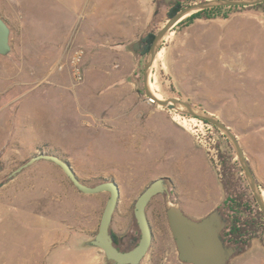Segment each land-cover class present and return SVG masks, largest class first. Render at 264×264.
Instances as JSON below:
<instances>
[{"label": "rangeland", "instance_id": "obj_1", "mask_svg": "<svg viewBox=\"0 0 264 264\" xmlns=\"http://www.w3.org/2000/svg\"><path fill=\"white\" fill-rule=\"evenodd\" d=\"M257 6L187 15L161 39L148 78L157 97L185 99L236 134L264 199V19L248 12L264 11V2ZM167 10L161 0H0L10 45L0 55V264H77L79 252L93 250L85 242L108 193L77 191L47 161L5 183L34 154L67 160L87 185L113 179L120 193L110 229L125 227L138 195L163 176L172 184L168 196L146 206L152 231L167 201L189 214L217 208L224 215L216 172L223 152L253 197L224 133L144 92L148 51L136 64L129 45L144 29L156 34ZM233 246L227 264H264V233Z\"/></svg>", "mask_w": 264, "mask_h": 264}, {"label": "water", "instance_id": "obj_2", "mask_svg": "<svg viewBox=\"0 0 264 264\" xmlns=\"http://www.w3.org/2000/svg\"><path fill=\"white\" fill-rule=\"evenodd\" d=\"M178 0H161L162 4L168 6ZM264 2V0H201L189 3L169 17L165 24L155 34L147 56L143 64V87L144 92L150 102L167 110H174L186 115L195 117L204 123L211 124L222 133H224L234 149L238 162L243 170L245 179L253 194V198L264 216V199L259 190L251 168L244 155L243 149L230 128L219 120L216 116L205 110L189 103L187 100L179 97H155V93L150 89L148 70L152 61L159 51L161 39L169 32L181 19L197 11L212 8L216 6H252ZM264 19V11H248ZM156 13L154 10L153 14ZM236 13H233L234 15ZM146 32L144 29L138 38L129 45L134 62L137 64L141 57L143 49V37ZM10 50L9 29L5 21L0 17V55H5ZM40 161H47L57 166L72 186L79 192L85 194H96L107 192L108 198L105 201L100 215L97 230L92 238L85 244L89 247L98 248L102 251L104 258L111 264H138L147 253L152 240V229L146 214L148 202L158 194L168 196L169 182L168 177H159L152 180L146 188L138 195L133 204L132 216L135 221L139 236L137 242L128 250H121L114 243L110 224L112 214L119 198V186L113 180H103L95 185H87L80 180L73 171L70 163L53 153H39L32 155L23 164L12 170L5 183L15 177L24 168ZM3 183H0L2 186ZM168 199V197H166ZM165 218L171 236L173 238L177 258L179 261L187 264H227L228 260L235 254L236 248L228 245L223 240L221 233L227 224V218L219 209H213L199 219L188 217L181 208L167 201L165 207Z\"/></svg>", "mask_w": 264, "mask_h": 264}, {"label": "trees", "instance_id": "obj_3", "mask_svg": "<svg viewBox=\"0 0 264 264\" xmlns=\"http://www.w3.org/2000/svg\"><path fill=\"white\" fill-rule=\"evenodd\" d=\"M187 1L191 0H178L174 4L168 5L167 18L183 7L181 3ZM201 11L191 16L198 15ZM154 36L155 33L151 31L144 35L142 39L144 45L141 54L149 50ZM217 162L218 181L224 192L222 207L225 210L224 216L227 218V224L221 236L228 245L246 246L251 240L259 238V235L264 233V216L254 198L249 195L242 185L237 184V179L235 178L236 169L235 165L231 163V157L227 156L225 152L219 153L217 154ZM112 237L115 245H117V238L113 233Z\"/></svg>", "mask_w": 264, "mask_h": 264}, {"label": "crops", "instance_id": "obj_4", "mask_svg": "<svg viewBox=\"0 0 264 264\" xmlns=\"http://www.w3.org/2000/svg\"><path fill=\"white\" fill-rule=\"evenodd\" d=\"M180 207V206H179ZM181 208V207H180ZM192 219L203 217L208 211L201 209L192 210L193 214L186 213ZM125 227L119 223H114L111 226V233L117 238V245L121 250H128L134 244L137 227L133 219H125ZM153 223L155 224L152 231V240L148 251V260L146 264H187L178 260L175 244L169 231L167 221L164 217L159 216L158 210L153 215ZM114 225V226H113ZM93 250H83L77 254L75 259L77 264H111L104 258L102 251L92 247Z\"/></svg>", "mask_w": 264, "mask_h": 264}, {"label": "flooded vegetation", "instance_id": "obj_5", "mask_svg": "<svg viewBox=\"0 0 264 264\" xmlns=\"http://www.w3.org/2000/svg\"><path fill=\"white\" fill-rule=\"evenodd\" d=\"M263 3V2H262ZM259 4H261V3H259ZM259 4H256L255 6H257V5H259ZM257 9H259V7L257 6ZM171 181L169 182V186L171 187Z\"/></svg>", "mask_w": 264, "mask_h": 264}, {"label": "built area", "instance_id": "obj_6", "mask_svg": "<svg viewBox=\"0 0 264 264\" xmlns=\"http://www.w3.org/2000/svg\"><path fill=\"white\" fill-rule=\"evenodd\" d=\"M75 58H76V59H79V58H80V54H77V55L75 56Z\"/></svg>", "mask_w": 264, "mask_h": 264}, {"label": "bare ground", "instance_id": "obj_7", "mask_svg": "<svg viewBox=\"0 0 264 264\" xmlns=\"http://www.w3.org/2000/svg\"><path fill=\"white\" fill-rule=\"evenodd\" d=\"M155 97H157V96L155 95Z\"/></svg>", "mask_w": 264, "mask_h": 264}]
</instances>
